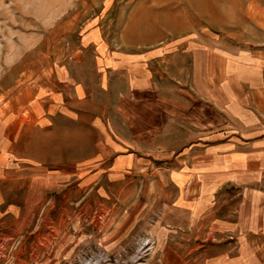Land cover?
<instances>
[{"label": "rangeland", "instance_id": "rangeland-1", "mask_svg": "<svg viewBox=\"0 0 264 264\" xmlns=\"http://www.w3.org/2000/svg\"><path fill=\"white\" fill-rule=\"evenodd\" d=\"M85 33L106 44L105 52L151 55L147 64L161 86L173 78L174 88L199 103L217 102L237 135L264 132V0H0V120L21 112L26 94L39 88L71 94L69 83L55 82L57 68L99 81L91 68L101 54L78 53ZM79 58L87 62L80 68ZM101 93L94 96L104 101ZM188 105L195 120L198 105ZM152 169L132 182L80 180L76 190L63 175L28 233L27 224L21 230L15 223L13 244L0 245V264H264V234L242 229L238 203L237 217L226 205L188 220L178 188L146 187L155 184Z\"/></svg>", "mask_w": 264, "mask_h": 264}, {"label": "crops", "instance_id": "crops-1", "mask_svg": "<svg viewBox=\"0 0 264 264\" xmlns=\"http://www.w3.org/2000/svg\"><path fill=\"white\" fill-rule=\"evenodd\" d=\"M95 37L85 33L78 53L101 54L91 68L100 82L57 68L55 82L69 83L71 94L39 88L26 94L21 112L0 120V245L13 244L15 223L21 230L27 224L28 233L31 217L45 211L47 191L60 189L63 175L76 190L84 179L136 181L145 175L141 169L152 167L147 176L155 184L146 187L178 188L188 220L190 213L204 219L226 205L232 218L238 203L242 229L264 234V132L237 135L231 114L217 102L199 103L188 90L174 88L173 78L169 88L161 86L147 64L151 55H104L107 45ZM86 63L74 62L79 68ZM99 90L104 101L94 96ZM188 102L198 105L195 120ZM161 134L171 142L159 143ZM158 166L166 167L159 172Z\"/></svg>", "mask_w": 264, "mask_h": 264}]
</instances>
